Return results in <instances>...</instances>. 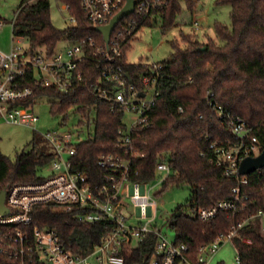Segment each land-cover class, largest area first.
I'll return each instance as SVG.
<instances>
[{
    "label": "trees",
    "instance_id": "1",
    "mask_svg": "<svg viewBox=\"0 0 264 264\" xmlns=\"http://www.w3.org/2000/svg\"><path fill=\"white\" fill-rule=\"evenodd\" d=\"M165 1L164 9L153 21L140 19L138 22L141 24L131 35L123 32L124 58L121 66L135 83L148 68L143 63L129 64L126 61L132 38L142 26L159 27L165 34L176 27L183 4L190 12L195 11L197 4V0ZM60 2L69 5V11L76 17L75 28L62 31L54 26L50 0L22 1L12 31L15 37L27 40L30 55L45 53L47 57L53 56L60 43L88 37L103 44L102 35L86 20L80 0ZM216 4L231 8V27L216 23L219 42L212 39L204 42L184 33L181 35L183 47L177 41L169 42L172 52L166 61L160 63L162 70L158 89L161 96L151 111L150 127L135 135L133 144L142 155L132 162L133 172H138L132 178L134 182H152L157 175L158 163L167 162L172 174L165 181V186L172 184L190 188V197L176 207L169 230L174 232L176 244L188 246L194 262L199 249L226 232L232 224V218L225 213L205 223L196 216L197 210L228 199L230 190L236 186V180L224 177L212 161L211 143L232 139L229 126L218 121L215 109L221 106L232 118L241 117L248 126L255 127L254 134L264 151V0H216ZM81 70L85 83L66 95L55 88L43 87L35 80L33 71L17 77L16 81L19 87L34 91L27 104L35 105L37 100L48 99L51 113L65 119L68 112L76 108L82 115L80 125L94 126V134L75 145L78 152L75 163L76 168L87 175L88 181L102 185L105 182L104 171L97 162L102 155L118 153L115 143L122 127L121 115L111 113L108 104L98 101L85 85L99 81L98 65L86 63ZM54 159L53 151L48 154L35 142L33 151L23 153L15 162L0 153V192L20 183L38 181L40 168L51 164ZM249 177L250 184L245 190L251 196L250 210L255 211L264 208V170ZM33 216L34 227L54 229L66 249L85 256L96 245H101L112 229L105 222L81 224L73 213L53 206L37 207ZM240 236L234 244L239 249L241 264H264V233L258 222L250 224ZM242 238L251 243L242 242ZM154 243L155 238L149 237L126 257V263L150 264ZM10 263L15 264L0 256V264Z\"/></svg>",
    "mask_w": 264,
    "mask_h": 264
},
{
    "label": "built area",
    "instance_id": "2",
    "mask_svg": "<svg viewBox=\"0 0 264 264\" xmlns=\"http://www.w3.org/2000/svg\"><path fill=\"white\" fill-rule=\"evenodd\" d=\"M127 2L80 0V8L86 20L98 29L109 25ZM64 5L70 13L69 28H75L77 19L69 11V5ZM165 5V0H135L134 12L116 25L108 44L104 40L103 44H99L88 37L70 42L64 50H57L55 55L48 57L45 53L30 55L29 49L24 50L19 44L13 45L9 53L0 50L1 120L28 127L39 121L34 113V104H27L32 100L34 91L19 87L17 77H24L33 71L35 80L43 87L55 88L66 95L85 83L82 66L95 62L100 69L99 81L85 85L98 101L108 104L111 113L121 115L122 123L115 143L118 153L102 155L97 162L104 171L105 182L102 185H94L88 181L86 174L76 168L77 143L72 133L55 131L44 135L55 154L49 174L39 175V180L34 183H20L1 191L5 192L7 211H0V256L7 257L15 264H90L91 258L95 259V264H127L126 257L132 255L133 250L138 249L149 237H154L150 264H210L223 244L228 242L234 245L236 262L241 264L240 252L234 241L252 223L258 222L264 233V208L250 210L251 196L245 190L250 184V175H241L239 172L245 159L262 153L259 139L254 134L255 127L248 126L241 117L232 118L221 106L215 109L217 119L229 126L232 139L211 143L214 155L212 161L216 168L221 169L224 177L236 180V186L230 190L228 199L210 208L197 210L196 216L205 223L225 213L232 218L229 229L203 245L194 262L190 258L188 246L176 244L161 230L152 227L151 222L132 226L124 214L132 206L138 217L152 218L158 208L155 198L147 191L150 182L142 184L132 180L138 174L137 171L133 172L132 162L137 157L142 158L134 149V139L135 135L150 127L151 111L161 96L158 83L162 65L144 63L148 71L138 77V82L135 83L130 76V79L127 78L121 66L124 58L122 36L124 31L131 35L141 24L138 22L140 19L143 22L147 19L153 21ZM191 26L195 31L201 27L198 20H194ZM210 106L214 104L210 103ZM156 170L166 175L165 181L172 174L167 162L158 163ZM263 170L255 172L261 173ZM126 199L129 200L128 204ZM43 206L73 213L77 221L84 225L109 223L111 232L87 256L77 254L62 245L54 229L34 227V210ZM242 242L251 243L243 238Z\"/></svg>",
    "mask_w": 264,
    "mask_h": 264
},
{
    "label": "rangeland",
    "instance_id": "3",
    "mask_svg": "<svg viewBox=\"0 0 264 264\" xmlns=\"http://www.w3.org/2000/svg\"><path fill=\"white\" fill-rule=\"evenodd\" d=\"M23 0H0V50L9 53L13 45L23 47L28 50V42L26 39L15 38L12 31V24L16 17V13ZM36 3L37 0H31ZM182 14L178 17L175 28L167 31L165 34L161 32L159 27H144L130 41V49L126 53V61L129 64L138 63H162L169 58L172 48L170 41H177L183 47L181 41L182 33L191 35L201 41L212 39L219 42L216 37V23H222L231 27L230 12L231 8L225 5L216 4V0H197L194 12H190L183 4ZM50 13L54 26L59 30H66L71 26L70 13L67 12L65 5L60 0H50ZM194 20H198L200 28L198 31L192 29L191 24ZM183 30V32H181ZM70 42L60 43L58 50L62 51L68 47ZM34 113L39 117V121L33 126L12 125L0 119V153L11 162L17 161L18 157L23 153L33 151L34 142L39 147L46 149L49 154L52 148L44 138V135L50 132L72 133L74 142L80 143L94 134V126L84 123L82 115L77 112L76 108H72L68 112L65 119L62 116L51 113V104L48 99L37 100L34 105ZM44 167V168H43ZM40 168L38 174L40 176L49 174L50 164ZM165 174L157 173L154 180L147 184L149 195L154 197L157 202V211L154 212L152 218H140L136 214V209L130 206L124 211L128 219V223L132 226L144 225L151 222V226L155 227L167 236L170 240L174 238V232L169 230V223L175 215V209L178 205L184 204L190 197V188L176 185L165 186ZM125 202L128 204L129 200ZM237 252L234 245L224 243L219 252L210 261V264H237ZM90 264H95V259L89 260Z\"/></svg>",
    "mask_w": 264,
    "mask_h": 264
},
{
    "label": "water",
    "instance_id": "4",
    "mask_svg": "<svg viewBox=\"0 0 264 264\" xmlns=\"http://www.w3.org/2000/svg\"><path fill=\"white\" fill-rule=\"evenodd\" d=\"M135 0H128L127 5L121 10L119 14H117L111 23L107 26L98 27L97 32H99L103 36V40L105 44L110 42L111 36L115 31L116 25L125 17L131 15L134 12ZM126 77L129 78V74H126ZM130 79V78H129ZM142 95V94H141ZM264 169V151L254 158L245 159L241 165L239 172L241 175H251L257 170ZM5 192H1L0 194V211L6 212L5 208Z\"/></svg>",
    "mask_w": 264,
    "mask_h": 264
},
{
    "label": "crops",
    "instance_id": "5",
    "mask_svg": "<svg viewBox=\"0 0 264 264\" xmlns=\"http://www.w3.org/2000/svg\"><path fill=\"white\" fill-rule=\"evenodd\" d=\"M193 29V28H192ZM194 30V29H193ZM181 32H183V30L181 31Z\"/></svg>",
    "mask_w": 264,
    "mask_h": 264
}]
</instances>
